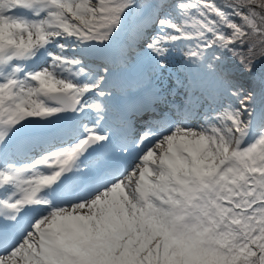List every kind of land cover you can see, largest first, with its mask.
I'll return each mask as SVG.
<instances>
[{
    "label": "snow or ice",
    "instance_id": "obj_1",
    "mask_svg": "<svg viewBox=\"0 0 264 264\" xmlns=\"http://www.w3.org/2000/svg\"><path fill=\"white\" fill-rule=\"evenodd\" d=\"M0 264H264V0H0Z\"/></svg>",
    "mask_w": 264,
    "mask_h": 264
},
{
    "label": "bare ground",
    "instance_id": "obj_2",
    "mask_svg": "<svg viewBox=\"0 0 264 264\" xmlns=\"http://www.w3.org/2000/svg\"><path fill=\"white\" fill-rule=\"evenodd\" d=\"M160 111H161V112H162V111H165V108L162 107V108L160 109Z\"/></svg>",
    "mask_w": 264,
    "mask_h": 264
},
{
    "label": "trees",
    "instance_id": "obj_3",
    "mask_svg": "<svg viewBox=\"0 0 264 264\" xmlns=\"http://www.w3.org/2000/svg\"><path fill=\"white\" fill-rule=\"evenodd\" d=\"M218 3L223 2V0H217Z\"/></svg>",
    "mask_w": 264,
    "mask_h": 264
},
{
    "label": "rangeland",
    "instance_id": "obj_4",
    "mask_svg": "<svg viewBox=\"0 0 264 264\" xmlns=\"http://www.w3.org/2000/svg\"><path fill=\"white\" fill-rule=\"evenodd\" d=\"M166 110V109H165ZM163 112V111H162Z\"/></svg>",
    "mask_w": 264,
    "mask_h": 264
}]
</instances>
